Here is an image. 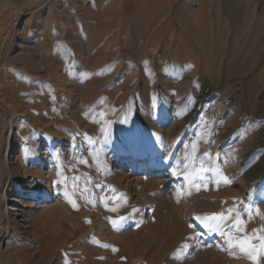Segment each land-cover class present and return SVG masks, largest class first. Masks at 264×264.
Returning a JSON list of instances; mask_svg holds the SVG:
<instances>
[{"label":"rangeland","instance_id":"374dc122","mask_svg":"<svg viewBox=\"0 0 264 264\" xmlns=\"http://www.w3.org/2000/svg\"><path fill=\"white\" fill-rule=\"evenodd\" d=\"M200 2L0 0V133L17 124L28 163L36 144L73 145L56 157L64 210L44 215L40 253L20 242L25 264H240L264 244V0ZM157 124L183 130L170 158ZM150 151L159 164L140 174L130 156ZM122 155L131 175L169 186L119 182Z\"/></svg>","mask_w":264,"mask_h":264},{"label":"bare ground","instance_id":"6f19581e","mask_svg":"<svg viewBox=\"0 0 264 264\" xmlns=\"http://www.w3.org/2000/svg\"><path fill=\"white\" fill-rule=\"evenodd\" d=\"M5 72H6L5 63H3L2 67L0 69L1 78L4 76ZM60 78L61 77L58 76V79H60ZM58 86L59 87L63 86V84L59 83ZM73 96L75 97V95H73ZM187 97H189V96H187ZM165 100H166V98H165ZM188 109H190V110L188 111V117H187L186 121L184 122V127L188 128L189 134L191 135L193 132L192 130H194V128H190V125L194 121V119L199 115L200 108L199 109L198 108L193 109V107L192 108L189 107ZM152 120H154V119H152ZM149 123L151 125V122H149ZM156 126L157 127H155V125H154L153 130H155V132L153 134H155V136H156L155 142L157 143V148H159L160 153L166 154L169 157L171 151L174 150V147H175V142H174V140H176L175 137L178 134L180 135L181 134L180 132H183V130L181 128H180L181 130L180 129L176 130L174 125H173L175 131H171V128H170L171 125H170L168 127V128H170V130H168L166 128L168 131L164 132L162 130L163 129L162 125L157 124ZM151 129H152V127H151ZM19 131H20V128L17 127V124L15 122H13V123L10 122L8 129L6 131L2 130V132L0 133V264H3L2 262H5V264H12L13 261H16L17 264H25L26 261L22 260L23 258H21L22 257L21 256L22 255V252H21L22 247L20 245L21 244L20 242L22 240H25L27 242L28 247H33V245H38L36 247V250L39 251V253H40V251L42 250V249H40V247H44V240L41 239L40 234L45 233V228L47 225V222L44 220V215L51 213V212L64 210L63 202L58 199L59 198L58 195H60V188H59L60 186L58 187V185L60 183V181H59L60 167H59V163H58L59 161H57L56 157L59 155L63 156L66 152H69L72 149L73 145L69 143V145H68L69 147H67L66 145L61 143L62 140H60V139L59 140L57 139V141H51L50 140V142L44 141L46 144H44L45 145V148H44L45 151H43L42 145L36 144V145H34V149H32L33 151L31 150V152H33V154L36 155V159L34 160L33 163H28L27 158H26V154H25V149L28 150V148H27V145H25V141L22 139V136L19 133ZM36 133H37V131H36ZM56 145H57V148H56ZM16 146H18V153H16V151H15ZM53 147L56 149H53ZM154 154H155L154 151H150L147 155H141V154L140 155H133V154H131V156H130L131 161L128 163H131L132 167L135 164L136 165L138 164L140 174H145L147 172H153L156 168L155 163L159 164L158 160L152 158V156ZM146 156H148V157H146ZM125 158H127L126 155H122L120 157L118 165L116 166V168H114L115 171L112 172V173H114V176L116 175L115 177L117 178V180H119V182L124 180L125 181L124 184L126 183L125 184L126 186L134 185L133 187H135L136 185L139 186L140 184H145V183L148 185L150 183L152 186H155L159 189H161V188L164 189V188H167L169 186V184H170L169 179L162 177V176H161V178L154 179L150 175H146V176H142V177H138L137 174L131 175V172L129 170H125V167L127 164V161H125ZM258 158H261V157L259 156ZM262 158H264V157H262ZM146 159H149L148 164L147 163L145 164V162H144V160H146ZM46 160L49 161L48 165L46 164ZM258 165H259L260 170H264V159H262ZM169 170H172V168ZM170 179H171V176H170ZM61 184H63V183L61 182ZM141 190H140V192H141ZM127 191H128V189H127ZM151 192H152V190H151ZM180 193H182V192H180ZM135 194H138V193H135ZM139 194H141V193H139ZM168 195H175V193L170 192ZM27 199H31L32 201L28 202ZM34 199H41L42 200V201H40L38 206L36 205V208L34 207V202H33ZM47 200H50L51 203L50 204L47 203ZM34 208H35V210L33 212ZM191 209H193V208H191ZM53 214L54 213H52V215ZM51 221H53V220H51ZM107 222L109 223L108 219H107ZM55 223H58V222H55ZM67 226L62 225L60 227L61 229L58 227L61 231V235L67 234V229H68ZM76 228L77 227H75V229ZM202 230H204V229H202ZM70 233H72V232H70ZM70 233H68L69 236H70ZM258 234H259V237L263 241L264 240V207H263V212H261V214L258 218ZM50 239L53 240V238H50ZM60 239H62V237ZM66 239H67V237H66ZM251 240H252V238H251ZM63 241H60V242H62L61 246L64 248L65 243H63ZM69 242H70V240H69ZM52 243H53V245H55L54 244L55 242H52ZM66 243H67V241H66ZM218 244H220V243H218ZM222 244H224V243H222ZM53 245H51V246H53ZM245 249H246V247H245ZM48 250H49V247H48ZM230 252H229V254H230ZM200 255H201V253H200ZM206 258H207V256H206ZM206 258H204V259H206ZM221 260H222V258H221ZM252 261L253 260L249 258V255H246V257L244 258V261L240 264H252Z\"/></svg>","mask_w":264,"mask_h":264},{"label":"snow or ice","instance_id":"6c2138e0","mask_svg":"<svg viewBox=\"0 0 264 264\" xmlns=\"http://www.w3.org/2000/svg\"><path fill=\"white\" fill-rule=\"evenodd\" d=\"M27 149H25V154L27 155ZM173 174L175 175L176 173H175V170H173ZM223 179H224V182L225 183H228V180H227V178L226 177H223ZM65 195L67 196L68 195V193L66 192L65 193ZM73 206L75 207L76 205L73 203ZM112 211H116V209L114 208V209H112ZM232 210L230 209L229 210V212H231ZM120 220H123V219H125L124 217H120L119 218ZM197 219H200L199 217H197ZM217 219V217L214 215L213 217H204V220L207 222V221H215ZM219 219H221V220H223L224 219V217H223V214H219ZM112 223H113V226L114 227H117L118 228V224H117V221H115V220H113L112 221ZM205 226L206 227H210V225L208 224V223H205ZM224 233L222 232L221 233V235H223ZM231 238H229V240H228V244H229V246H231ZM244 241H241L240 242V247H241V249L243 250V248H244ZM185 247H186V245H185ZM261 256H264V244H262L261 246H260V249H259V251H257V249L255 248V246L254 245H252L251 246V250H250V252H249V258L250 259H252L253 261H255L256 262V264H259V258L261 257Z\"/></svg>","mask_w":264,"mask_h":264},{"label":"built area","instance_id":"2783aa9c","mask_svg":"<svg viewBox=\"0 0 264 264\" xmlns=\"http://www.w3.org/2000/svg\"><path fill=\"white\" fill-rule=\"evenodd\" d=\"M200 0H187V5L189 7L190 10H198L200 7Z\"/></svg>","mask_w":264,"mask_h":264},{"label":"crops","instance_id":"0c3cea01","mask_svg":"<svg viewBox=\"0 0 264 264\" xmlns=\"http://www.w3.org/2000/svg\"><path fill=\"white\" fill-rule=\"evenodd\" d=\"M251 5H245V12H251L252 11Z\"/></svg>","mask_w":264,"mask_h":264}]
</instances>
